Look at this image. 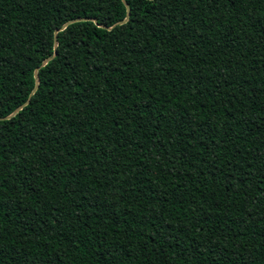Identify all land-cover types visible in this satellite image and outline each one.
<instances>
[{"label":"trees","instance_id":"obj_1","mask_svg":"<svg viewBox=\"0 0 264 264\" xmlns=\"http://www.w3.org/2000/svg\"><path fill=\"white\" fill-rule=\"evenodd\" d=\"M0 264H264V0H0Z\"/></svg>","mask_w":264,"mask_h":264},{"label":"water","instance_id":"obj_2","mask_svg":"<svg viewBox=\"0 0 264 264\" xmlns=\"http://www.w3.org/2000/svg\"><path fill=\"white\" fill-rule=\"evenodd\" d=\"M126 16H127V14H126ZM66 24V23H65ZM65 24H62L61 25V27L59 28V29H62L64 26H65ZM45 61H43L42 63H44ZM34 77H36V74L34 73ZM27 101V100H26ZM20 107H18V108H16L15 110H13V112L10 114V115H12L17 109H19Z\"/></svg>","mask_w":264,"mask_h":264}]
</instances>
